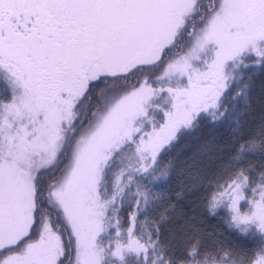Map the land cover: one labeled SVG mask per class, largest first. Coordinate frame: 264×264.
Returning <instances> with one entry per match:
<instances>
[{
    "label": "snow or ice",
    "instance_id": "1",
    "mask_svg": "<svg viewBox=\"0 0 264 264\" xmlns=\"http://www.w3.org/2000/svg\"><path fill=\"white\" fill-rule=\"evenodd\" d=\"M0 264H264V0H0Z\"/></svg>",
    "mask_w": 264,
    "mask_h": 264
}]
</instances>
